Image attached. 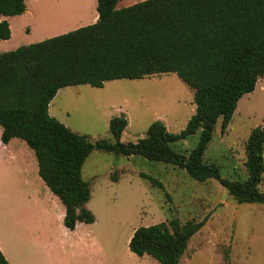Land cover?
Returning a JSON list of instances; mask_svg holds the SVG:
<instances>
[{
    "label": "trees",
    "instance_id": "obj_1",
    "mask_svg": "<svg viewBox=\"0 0 264 264\" xmlns=\"http://www.w3.org/2000/svg\"><path fill=\"white\" fill-rule=\"evenodd\" d=\"M120 0H97V22L40 42L0 53V124L2 140L27 141L39 162V173L66 207L64 224L93 223L86 206L92 196L83 166L96 149L118 155H139L185 169L198 180L217 179L238 203H263L264 127L246 140L245 179L229 180L220 166L205 161L218 122L222 132L232 122L240 99L256 89L264 76V0H142L118 8ZM25 0H0V17L20 15ZM12 35L0 21V38ZM175 72L194 90L195 113L180 132L154 120L145 136L125 142V113L110 120L113 140L92 141L49 112L58 91L67 86ZM199 133L197 146L180 153L173 143ZM140 176L166 191L158 178ZM118 179V173L112 175ZM202 221H170L138 227L130 249L159 264H180ZM0 264H10L0 249Z\"/></svg>",
    "mask_w": 264,
    "mask_h": 264
},
{
    "label": "rangeland",
    "instance_id": "obj_2",
    "mask_svg": "<svg viewBox=\"0 0 264 264\" xmlns=\"http://www.w3.org/2000/svg\"><path fill=\"white\" fill-rule=\"evenodd\" d=\"M127 1L120 0L119 8ZM140 1L132 0L133 4ZM45 3L46 22H66L76 12H94L98 5L94 0H45ZM57 105L69 116L66 125L77 133L89 135L92 141L113 140L110 120L123 113L130 122L125 139L136 141L145 136L155 118L163 120L170 131L180 132L196 109L194 90L175 72L110 80L103 88L89 84L66 88L58 96ZM221 123L220 120L216 126L205 161L217 163L229 180L245 179L246 140L255 127H264V76L253 92L240 99L225 132ZM198 141L199 133H196L173 143V147L188 154ZM125 167L137 172H122ZM116 172L121 180L114 184L111 180ZM140 172L163 182L171 199L166 191L141 177ZM83 177L93 189L91 205L100 220L94 228L100 234L113 235L115 252L122 264H133L127 242L132 227L170 221L176 216L182 223L206 219L190 240L180 264H264V204L238 203L215 178L198 181L185 169L170 163L98 149L87 158ZM261 189L264 190V180ZM26 215L31 216L28 212ZM61 226L65 228L63 221L60 224L54 220L47 231L63 235ZM107 238L104 241L112 251ZM140 264L159 262L147 256Z\"/></svg>",
    "mask_w": 264,
    "mask_h": 264
},
{
    "label": "crops",
    "instance_id": "obj_3",
    "mask_svg": "<svg viewBox=\"0 0 264 264\" xmlns=\"http://www.w3.org/2000/svg\"><path fill=\"white\" fill-rule=\"evenodd\" d=\"M25 1L27 10L24 13L0 17V21H9L12 31L9 39L0 38V53L91 25L99 19L98 9L95 8L94 12H76L73 19H68L66 22L56 20L46 22L43 12L45 0H38V3L33 0ZM94 3L97 5V0H94ZM131 4H133L132 0H128L125 6ZM74 86L77 85L61 88L49 106L50 114L64 124H67L66 119L69 116L57 105L58 96L66 88ZM129 128L130 122L122 135V140L125 142H128L125 135ZM2 134L3 127L0 124V249L9 263L122 264L115 252L113 235L100 234L94 228L100 220L91 205L94 199L92 187V196L86 206L95 214V222L80 221L74 230H70L64 224L65 228L61 226L63 235L47 231L54 220L59 221L60 224L64 222L66 207L41 177L37 156L27 141L13 137L9 142L4 143ZM121 171L137 172L132 167H125ZM120 180L121 177H118L111 182L117 184ZM27 212L30 217L26 215ZM137 228L138 226L131 228L127 237L128 244ZM27 229L29 232L26 231ZM104 237H108L112 251L105 243ZM129 255L133 264H140L142 259L148 256L136 255L131 251L130 245Z\"/></svg>",
    "mask_w": 264,
    "mask_h": 264
}]
</instances>
